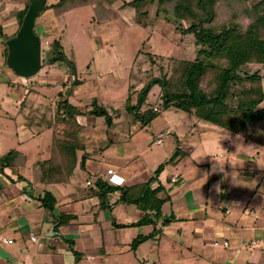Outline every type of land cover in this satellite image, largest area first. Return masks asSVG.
<instances>
[{"label": "crops", "instance_id": "1", "mask_svg": "<svg viewBox=\"0 0 264 264\" xmlns=\"http://www.w3.org/2000/svg\"><path fill=\"white\" fill-rule=\"evenodd\" d=\"M27 3L0 0V29L18 27L16 15ZM50 9L47 13L54 14ZM4 50L0 40V56ZM28 96L19 97L20 108L27 106ZM8 103L0 101L1 119L10 110L20 114ZM23 120L19 116L17 121ZM8 123L4 119L0 129ZM130 123L113 119L109 128L135 125ZM208 131H200L201 138L220 137L218 131ZM34 133L22 128L15 136L28 141ZM174 136L176 146L166 153L178 149L175 166L187 157L192 167L171 173L163 168L157 177L142 158L135 159L142 169H114L93 160L91 154L108 146L102 144V130L90 138L92 146L81 143L67 169H35L51 153L42 160L20 153L17 164L0 170V264H264V172L253 169L250 178L245 169H200L193 148L181 150ZM83 153L86 161L80 168ZM108 168L114 172L108 174ZM97 181L112 189L103 195L93 188ZM46 190L56 198L51 212L40 201Z\"/></svg>", "mask_w": 264, "mask_h": 264}, {"label": "rangeland", "instance_id": "2", "mask_svg": "<svg viewBox=\"0 0 264 264\" xmlns=\"http://www.w3.org/2000/svg\"><path fill=\"white\" fill-rule=\"evenodd\" d=\"M58 1L46 0V9L35 18L33 30L41 42V68L36 75L23 78L12 70L8 72L6 50L1 53L0 101H8V104L18 108L19 116L24 118L18 122L17 111L8 112V126L0 129L2 154L15 150L28 155L31 160H42L51 153L54 143L85 145L102 130L106 137L102 144L105 142L108 146L91 154L99 165H110L114 169H142L143 164L139 160L135 161L136 158H142L146 169H156L164 161L160 158L170 156V153H166L170 146L175 148L174 135L181 150L190 152L189 149L193 148L197 156L200 155L197 149L202 151L205 147L211 148V141L217 139H207L209 143L202 145L200 131L215 130L220 137L229 135L218 126L199 121L190 113L174 107L162 108L161 90L157 85L147 95L149 107L161 110L155 119L149 124L142 125L136 121L133 126L121 125L123 128L119 130L117 127L109 128L104 117H96L93 111L102 107L116 123L129 124L132 115L120 105L127 101L132 84L135 85V92H139L144 81L152 76H162L173 89L182 88V62L173 59L194 57L193 39L190 35H183L181 30L184 28L155 18L154 5L149 6L148 15L139 21L134 16L133 6L123 5L131 0H101L97 16H94L95 10L90 5L74 8L62 17H56L52 11L47 13ZM23 8L16 15L21 21L26 11ZM182 23V27H187L186 22ZM246 24V20H243L242 26ZM19 26L11 30L1 28L0 40L4 42ZM142 46L143 51L164 55L169 59H157L151 63L143 53L136 58ZM140 61L143 62L141 71H136L135 78L131 79V68ZM256 69L262 71L263 67L253 64L248 68L251 72ZM213 73L214 70H211L204 75L200 83L203 90H207V83ZM236 73L244 75L240 70H236ZM262 82L264 87V80ZM22 94L29 96L25 102L27 106L20 108ZM137 95L134 93L131 96L130 104L135 103ZM260 107H264V100ZM4 119L0 118V123H4ZM6 128L9 132L5 134ZM22 128L35 131L34 136L28 141H21L20 136L15 134ZM232 137L236 139L237 135ZM157 139L162 140L161 146L156 144ZM234 142L238 144L239 151H236L230 140H224L222 144L229 151L225 158L218 165L211 157H207L200 162V169H212L214 165L213 169H245L246 176L250 178L253 169L264 172V147L245 141L241 136ZM188 161L185 157L177 166L176 161L165 162L164 169L169 173L174 169H190L192 166ZM261 187L264 188V179ZM93 188H98L96 183Z\"/></svg>", "mask_w": 264, "mask_h": 264}, {"label": "trees", "instance_id": "3", "mask_svg": "<svg viewBox=\"0 0 264 264\" xmlns=\"http://www.w3.org/2000/svg\"><path fill=\"white\" fill-rule=\"evenodd\" d=\"M86 5L92 6L95 10L94 16H97L101 0H59L53 11L58 17ZM123 5L133 6L134 16L139 21L148 15L149 6L154 5V17L170 22L180 29L184 28L181 31L183 35L192 37L195 51V56L189 59L172 58L182 62L183 66L184 80L179 90L173 89L162 76H152L144 81L139 92H135V85H131L127 101L120 105L132 115L130 124L136 121H140L142 125L149 124L160 114V108L152 109L147 102L148 93L157 85L161 90L162 108L174 107L190 113L198 120L218 126L229 134H239L245 141L264 147V107H260L264 100V0H131ZM243 20L247 23L244 27ZM182 22H186L187 27H182ZM143 50L144 46L139 49L136 58L143 53L151 63L157 59H169L164 55ZM142 63L140 61L133 64L131 79L135 78L136 71H141ZM253 64L263 67V72L261 69L249 71V66ZM211 70H214L213 76L207 83V90H203L200 83ZM236 70L244 72V75L239 76ZM134 93L138 94L136 101L130 104ZM93 113L96 117H104L107 126L112 124V116L102 107ZM81 147L83 146L80 143H54L50 157L37 162L35 169H67L71 161L74 163L76 151ZM178 153L176 149L161 163L154 171V177L163 170L165 162L174 161ZM20 157L23 158L15 150L0 156V170L11 168ZM85 161L86 156L83 153L79 160L80 168H84ZM20 165L22 163L17 166ZM96 184L103 195L112 189L106 184L99 186V181ZM40 201L51 212L56 198L51 191L46 190ZM138 242L139 239L133 247Z\"/></svg>", "mask_w": 264, "mask_h": 264}, {"label": "water", "instance_id": "4", "mask_svg": "<svg viewBox=\"0 0 264 264\" xmlns=\"http://www.w3.org/2000/svg\"><path fill=\"white\" fill-rule=\"evenodd\" d=\"M46 0H31L18 30L5 39L6 65L18 76L30 78L41 68V42L34 32L35 18L45 10Z\"/></svg>", "mask_w": 264, "mask_h": 264}, {"label": "clouds", "instance_id": "5", "mask_svg": "<svg viewBox=\"0 0 264 264\" xmlns=\"http://www.w3.org/2000/svg\"><path fill=\"white\" fill-rule=\"evenodd\" d=\"M239 134L237 135V138H239ZM236 138V139H237ZM236 139H233L232 137V134L230 133L229 135L227 136H223V137H219L217 139H214L213 141H211V144H212V147L211 148H203V150L201 151V149H197V152H200V155L197 156V154L194 152L192 155H193V158H196L198 159V162H202L203 160H205L207 157H211L212 160L216 163V164H220V161L221 159H224L226 154L229 152L222 144V141L224 140H230L233 145L236 147V151H239V148H238V144L235 143L234 141ZM209 141L207 140V137H203L202 140H201V144L202 145H206L208 144ZM215 167V165L213 166V168ZM213 168H212V172L213 171ZM210 175V173H208V176ZM208 179V177H207Z\"/></svg>", "mask_w": 264, "mask_h": 264}, {"label": "built area", "instance_id": "6", "mask_svg": "<svg viewBox=\"0 0 264 264\" xmlns=\"http://www.w3.org/2000/svg\"><path fill=\"white\" fill-rule=\"evenodd\" d=\"M157 143H160V141L158 140ZM106 172H107L108 174H111V173L114 172V170H113V168H108ZM90 183H91L90 180L86 182L87 185H89ZM32 240H34V238H32ZM2 241H3V242H11L10 239H6V238H2ZM225 244H226V242H225Z\"/></svg>", "mask_w": 264, "mask_h": 264}]
</instances>
